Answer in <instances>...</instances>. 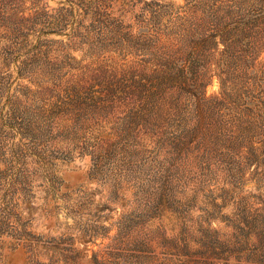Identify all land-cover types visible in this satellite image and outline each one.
Listing matches in <instances>:
<instances>
[{
    "label": "rangeland",
    "instance_id": "374dc122",
    "mask_svg": "<svg viewBox=\"0 0 264 264\" xmlns=\"http://www.w3.org/2000/svg\"><path fill=\"white\" fill-rule=\"evenodd\" d=\"M0 264H264V0H0Z\"/></svg>",
    "mask_w": 264,
    "mask_h": 264
}]
</instances>
